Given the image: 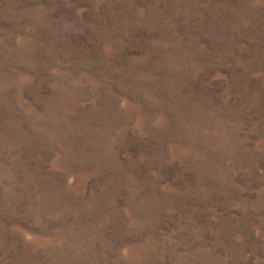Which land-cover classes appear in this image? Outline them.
I'll return each mask as SVG.
<instances>
[{
  "label": "rangeland",
  "instance_id": "1",
  "mask_svg": "<svg viewBox=\"0 0 264 264\" xmlns=\"http://www.w3.org/2000/svg\"><path fill=\"white\" fill-rule=\"evenodd\" d=\"M0 264H264V0H0Z\"/></svg>",
  "mask_w": 264,
  "mask_h": 264
}]
</instances>
